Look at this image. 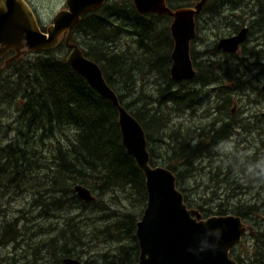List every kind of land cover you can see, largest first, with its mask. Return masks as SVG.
<instances>
[{
    "label": "trees",
    "instance_id": "16d2710c",
    "mask_svg": "<svg viewBox=\"0 0 264 264\" xmlns=\"http://www.w3.org/2000/svg\"><path fill=\"white\" fill-rule=\"evenodd\" d=\"M166 18L162 14H139L128 0H109L81 17L71 39L99 65L121 104L142 125L151 165H157L155 149H161L159 153L165 156L164 167L174 172L179 186L182 177L200 168L199 162L220 154L219 142L232 135L233 124L236 126L229 119L234 115L228 107L231 103L228 90L244 87L249 81L241 79L245 76L241 72L243 58L237 63L228 59L217 64L213 61L196 63L193 54L194 78L180 84L172 81L169 67L173 42L164 22ZM255 18L258 20V16ZM252 28L254 34L259 33L256 20ZM237 29L232 27L234 31ZM245 45L241 46L242 50L248 51ZM257 46L258 43L253 44L250 49ZM61 48H64L63 42L35 56H22L8 64H0V107L5 103L11 113L10 123L4 128L6 136L0 133V246L13 242L20 234V221L39 208L35 216H51L62 222L59 228L51 226L38 230L49 234L55 231L42 243L45 247L49 244L51 250L48 248V251L55 257V264H61L64 257L79 259L73 247L83 243V222L87 218L90 232L114 240L122 259L127 244L133 243L131 248L136 254L132 264H136L138 244L134 231L146 204L142 172L121 144L116 109L71 69L65 56L55 54ZM248 52L259 59L260 51ZM148 71L157 75L153 84H166L153 89L158 104L169 102L177 110L193 108L202 100L203 88L212 82L218 83L220 77L219 100L226 103L212 109L215 114L208 125H195L187 131L179 124L170 126L168 115L148 107V95L143 87H136L135 74L144 76ZM216 72H221L220 77ZM189 82L199 89H192ZM126 94L131 95V99L126 101ZM10 132L14 134L11 138L8 137ZM44 148L48 152L46 156ZM232 165L224 174L219 171L220 166L215 167L217 179L218 175L225 178L209 187L212 190L210 199L201 197L202 202L197 206L200 211H211L209 206L213 200L220 199V195L214 194L223 182L225 190L233 191L235 196L243 190L240 187L243 181L239 183L234 173L244 180V168L236 170ZM229 176L233 180L231 183ZM75 184L88 187L95 193L94 199L90 202L80 200L73 191ZM29 193L32 194L29 210L22 207L15 217H7L4 203L9 204L17 197L22 199V195ZM240 209L254 216L257 206L249 201L241 204ZM74 210L79 213L69 217ZM230 210L228 205L218 204L215 212ZM236 213L242 215L241 210ZM254 218L258 220L259 217L255 215ZM261 248L264 250V245ZM257 263L264 264V258Z\"/></svg>",
    "mask_w": 264,
    "mask_h": 264
},
{
    "label": "water",
    "instance_id": "95a60500",
    "mask_svg": "<svg viewBox=\"0 0 264 264\" xmlns=\"http://www.w3.org/2000/svg\"><path fill=\"white\" fill-rule=\"evenodd\" d=\"M104 1L66 0V7L56 12L51 24L42 31L25 0H0V58L10 50L14 51V59L25 52L51 50L63 37L68 49L65 62L116 109L121 144L142 171L147 195L135 229L139 247L136 264H238L229 256V250L245 233L241 218L224 215L201 219L199 210L187 207L183 193L176 186L175 174L164 166L150 164L147 138L140 122L120 103L99 65L71 41L81 17ZM132 1L139 14H167L172 18L170 77L174 81L193 78L196 71L190 58V42L196 36L195 16L206 0H198L193 7L174 10L165 0ZM247 31L243 27L233 35L220 38L217 49L235 53L245 41ZM261 90L264 92V85ZM73 191L84 202L94 199L91 190L82 184H75ZM62 264L84 263L75 257H64Z\"/></svg>",
    "mask_w": 264,
    "mask_h": 264
},
{
    "label": "rangeland",
    "instance_id": "374dc122",
    "mask_svg": "<svg viewBox=\"0 0 264 264\" xmlns=\"http://www.w3.org/2000/svg\"><path fill=\"white\" fill-rule=\"evenodd\" d=\"M258 5L259 1L255 0ZM32 7L35 10V14L39 19L40 23L47 27L51 24L52 18L56 12L64 8V0H30ZM254 1L250 2L249 6V14L250 20L255 22V18L253 17V12L257 11V6L253 5ZM206 14L200 15L198 25H197V36L190 43V51L191 55L193 54V60L196 63H201L203 61H213L215 64L222 63L225 60L233 61L237 63L241 58L244 59L243 67L241 66V72L245 73L241 79L248 80L249 83L244 87H240L237 89H229L228 90V99L231 98V103L228 105L229 109H233L234 111L231 114L237 115V120L242 119L245 123L253 124L257 121V116L263 113L264 111V99L261 92V85L264 84V63L260 60L262 55H259V64H255L253 61L258 58L257 56L251 54L248 51H259L262 50V46H257L253 49L252 45L256 43H260L258 39L262 37L263 29L257 34L248 36L247 43L245 45L246 50H242L240 48L237 52L231 54L223 53L221 50L216 49L217 42L220 38L226 37L228 35H232L234 30H232V26H225L222 22L217 21L215 19H210L207 21L204 18H208ZM166 20V21H165ZM165 25L170 24V18L164 19ZM258 26H262V23L258 20ZM257 38H256V37ZM67 49L61 48V50L55 52L57 56H65ZM36 53H27L24 56L32 57L35 56ZM263 59V57H262ZM144 76L140 74H135L136 79V87H143L144 92L148 95L147 101L150 102L148 107L156 108L162 111L165 115H168L170 118L169 125H181L183 127V131H187V129L192 130L195 125H208L211 119L214 117L212 109L217 107V105H224L226 101L219 100L221 89L219 88V81H222L221 72H216L217 76L220 77L218 83L212 82L209 85L203 88V92L208 93L209 95L205 96L200 100V103L195 105L193 108H183L177 110L171 103H167L166 105L158 104L157 101L154 100V87H163L165 83H154L157 80V75L154 71L144 72ZM189 85H192V89L198 87L193 86V82H189ZM229 85V84H228ZM166 86V84L164 85ZM227 91V90H226ZM260 91V92H259ZM136 96V95H134ZM131 95H125V100L131 99ZM225 108V107H223ZM14 109V107H13ZM9 108L5 103L1 104L0 107V127H2L0 133L3 136H6L5 126L9 121ZM230 111V110H229ZM231 116V115H230ZM227 117V116H225ZM249 117V118H248ZM250 120V121H249ZM5 122V123H4ZM238 127V128H237ZM237 127L233 124L232 135H230L224 142L220 141L218 145L219 155H215L214 159H205L204 161L199 162L200 168H194V171L190 173L186 178L182 177V181L179 184V188L182 190L184 195L187 196L185 202L189 207L198 206V203H201L202 199L207 200L211 198V189L209 187H213L216 183L221 182L222 179L225 178L224 175L215 176V167L220 166V170L223 174L226 173L229 167L232 165L234 158L237 159L235 165H232L233 168L239 170L246 163H254V169L258 168V164L264 165V157L261 159L258 156H255L253 153L256 152L258 147L264 148V140L260 141V139H264V134L262 136L259 135V130L254 128V131L250 133H244V131L237 125ZM264 130V128H263ZM195 131H193L194 133ZM0 134V138H1ZM8 134V133H7ZM252 134V135H247ZM14 134L10 132L8 137H13ZM243 137L242 140H238V137ZM250 136V137H249ZM7 137V139H8ZM260 142V144H259ZM1 143V141H0ZM222 143V144H221ZM43 155H48L47 150L44 148ZM46 150V151H45ZM161 149L156 148L157 152L154 161L157 165H163L165 156L160 154ZM264 151V150H262ZM260 161V162H259ZM181 167H179V172ZM246 170V169H245ZM259 172L260 170L257 169ZM262 173L264 174V167L261 168ZM235 178L240 181H247L248 187H250L252 178L243 177L244 180L238 179V173H234ZM226 184L225 182L221 183L217 188V191L214 195H220V199L215 200L213 202V211L217 209L218 204H227L226 196L229 198L228 205L231 210L230 212L236 213L241 210L243 213V209H240L241 204H247L250 200L255 202L257 206V210L255 211L259 218L257 222L264 223V187L252 186L248 188L249 191L245 195L243 193L234 195L233 192H229L225 190ZM243 189V188H242ZM244 191V190H243ZM256 191L260 192L259 200L261 202H257L254 200V194ZM93 193V192H92ZM32 194L22 195V199H17L7 204L6 201L4 203V208L8 209L7 217H15L17 215V210L26 207L29 210L28 201L31 199ZM95 196V193H93ZM240 202L241 204H239ZM210 204V203H209ZM239 207V208H236ZM39 212V208H35L34 211H30L26 217V220H21L19 225L20 234L17 238L10 242L8 245L0 246V264H7L9 261L10 264H55V257L53 254L48 251L50 246L48 247L42 246V243H45L50 235H54L55 231H50L51 234L46 232H38V230L45 228L49 229L51 226L55 228H59L62 225L61 220H58L51 216H35ZM79 212L74 210L69 213V217L76 216ZM213 213V212H210ZM141 217V216H140ZM139 217V218H140ZM139 220V219H138ZM246 223L251 226L252 231H248L246 236L242 239V243L237 246L234 251V254L242 260V264H258L257 262H263L264 258V250L261 248V245L256 244L253 239V235L257 232H260L263 226L261 224H256L253 220H248ZM83 231H85V236L82 239L81 246L73 247V249L78 253L79 259L84 264H132L134 259V253L136 254L135 249L131 248L133 243L127 244V252L122 259L120 256L119 249H117V243L102 234L91 233L89 230V220L88 218L83 222ZM22 225V226H21ZM260 225V226H259ZM98 226H102L99 224ZM252 232V234H251ZM127 242V241H126ZM263 247V246H262ZM137 251V255H138Z\"/></svg>",
    "mask_w": 264,
    "mask_h": 264
},
{
    "label": "flooded vegetation",
    "instance_id": "af4514ba",
    "mask_svg": "<svg viewBox=\"0 0 264 264\" xmlns=\"http://www.w3.org/2000/svg\"><path fill=\"white\" fill-rule=\"evenodd\" d=\"M25 1L29 4L32 12L34 13L35 18L38 21V24H39L40 29L42 31H44L46 27L43 26L40 23L39 19L37 18L36 14H35V10H34V8L32 7V5L30 3V0H25ZM106 1H109V0H105L103 2V4ZM128 1H130L132 3V6L134 7L133 1L132 0H128ZM197 1L198 0H165V4L169 8H171L172 10H174V9H178V8H182V7H193L196 4ZM252 1H254V4L253 5H256L257 6V11L256 12H253V17L255 18L256 16H258V20L262 23V26H263V27L260 26V30H259V32H260L261 29H263L262 37L260 39H258V41L260 42V43H258V46H262L263 49L262 50H259L260 53H258V54L259 55H262L263 59H262V57H260V60H262V62L264 63V0H257V1L261 2V3H259V5L257 3H255L256 2L255 0H206V2L203 4V7H202L200 13L195 16L196 36H197V25H198V21H199L200 15H202V14H206L207 16H209L208 18H204V20L207 21V23H209L208 20L215 19L217 21L222 22V24L225 25V26L238 27V29L236 31H234L233 34L237 33L241 28L246 27L248 29L247 34H246V39H245V41L243 43L240 44V46L238 48V50H239L240 48H242L241 47L242 45H244V44L247 43L248 36L254 35L253 28H252L253 21L250 20V14H249V9H248L249 6H250V2H252ZM65 2H66V0H64V8L66 7ZM134 9H135V7H134ZM147 14H150V13H147ZM152 14H155V13H152ZM162 15H166L168 18H170V23H171L172 18L169 15H167V14H162ZM255 20L258 22V20L256 18H255ZM169 25H168V29H169ZM169 33H170V31H169ZM228 36H230V35H228ZM71 41H72V39H71ZM61 42H63V37H61ZM172 42H173V40H172ZM64 47H65V45H64ZM172 48H173V45H172ZM47 51H49V50H47ZM171 51H172V49H171ZM39 52H45V51H39ZM67 52H68V49H67ZM67 52H66V54H67ZM189 53H190V58H191V51H190V49H189ZM223 53H226V52H223ZM170 54H171V52H170ZM226 54H228V55L231 54L232 55V53H226ZM12 55H13V51L12 50L9 51V52H7V53H5V55L0 60V64H2V63L7 64V63H10L11 61H13L14 55L13 56ZM65 57H66V55H65ZM170 60H171V58H170ZM191 61H192L193 68L196 71V68L194 66V62H193L192 58H191ZM253 62L255 64H258L259 63L258 58H256ZM169 70H170V67H169ZM263 72H264V70H263ZM169 76H170V74H169ZM189 80L190 79L181 80V81H174V80H172V81L180 84L181 82L189 81ZM263 85L264 84H262L260 87H262ZM261 92H262L261 94H262L263 99H264V92L262 90H261ZM202 93H203L202 94V97L203 98L205 96L209 95L206 92H202ZM233 111L234 110L231 109V113ZM236 118H237V115H235V114H234L233 117H229V119H231L236 124V127L238 125L244 131V133L245 132L246 133H250L251 131L253 132L254 131V128H257L259 130V135L260 136H262L264 134V130H263V128H264V111H263V113H261V116L260 115L257 116V121H256V123L253 122V124L245 123L242 119H238L237 120ZM247 135H252V134H247ZM242 139H243V137H241V136L238 137V140H242ZM262 140H264V139H260V141H262ZM259 144H260V142H259ZM262 150H264V148H262L260 146V147L257 148L256 152L253 153V154L255 156H257V153L260 152V153H258V156L262 159L264 157V151H262ZM236 162H237V159L234 158V161L232 163L235 165ZM254 165H255L254 163H250V164H247L246 163L243 166V168H244L243 169V177L246 175V177H251L252 178V182H251L250 187L257 185V187L263 188L264 187V174L262 173L261 168H263L264 165L258 164V168H255V169L253 167ZM257 169H259L260 172ZM233 172H235V171H233ZM190 173L187 176H189ZM187 176H185L184 178H186ZM232 176H233V173H232ZM182 181H184V180H182ZM232 181H233L232 178L229 176L228 182L231 183ZM176 184H177V180H176ZM240 187H243V190L244 191L243 190H240L238 192L239 194L243 193L245 195L246 192L248 194L249 191L247 189L250 188V187H248L247 181H243L240 184ZM177 188L182 192V190L178 187V185H177ZM252 188H254V187H252ZM229 192L230 191H228V194H229ZM231 192H233V191H231ZM183 197H184V201H185L187 199V196L184 195V193H183ZM219 198H221V197H219ZM226 198H227L226 200L229 202V199H228L229 197L226 196ZM259 198H260V192L259 191H256L255 194H254V200H256L257 202H261L259 200ZM215 200H217V199H215ZM215 200H213V202H215ZM212 204H210V206H209L210 209H211V211H209V212H202V211L199 210L200 208H198L197 206L188 207V204L186 203V205H187L188 208H193V209L199 210V212L201 213V219H205V218L210 217V216H224V215H234V216H239L241 218V222L245 224L246 230H245V233L240 237V240L237 243H235V245L233 247L230 248V250H229V256L231 258H233L238 264H242V260L234 254V251L237 248V246H239L242 243V239L246 236L247 232L248 231H252L251 230L252 229L251 226L249 227V225L246 223V221L253 220L256 224H261V226H263V228L261 229L260 232H258V233L256 232L253 235L254 241L256 242V244H259V245H264V234H261L262 231H264V223L257 222V220L254 218V216L255 215L258 216V214L255 213V212H254V214H255L254 216L252 214H249L247 211L243 212L242 215H239L237 213L230 212V211L229 212L227 211L225 213H219V212H215V210L214 211L212 210L213 209V205ZM210 212H213V213H210ZM251 234H252V232H251Z\"/></svg>",
    "mask_w": 264,
    "mask_h": 264
},
{
    "label": "bare ground",
    "instance_id": "6f19581e",
    "mask_svg": "<svg viewBox=\"0 0 264 264\" xmlns=\"http://www.w3.org/2000/svg\"><path fill=\"white\" fill-rule=\"evenodd\" d=\"M27 4H28V3H27ZM28 5H29V4H28ZM29 7H30V6H29ZM260 7H261V6H260ZM98 8H99V7H98ZM30 9H31V8H30ZM95 10H96V9H95ZM93 11H94V10H93ZM90 12H91V11H90ZM54 15H55V14H54ZM130 36H131V35H130ZM60 42H61V41H60ZM72 42H73V41H72ZM74 43H75V42H74ZM76 44H77V43H76ZM79 47H80V46H79ZM80 48H81V47H80ZM218 50H219V49H218ZM10 51H11V50H10ZM7 52H9V51H7ZM7 52H6V53H7ZM37 52H39V51H37ZM37 52H34V53H37ZM27 53H33V52H25V53H24L23 55H21L20 57L24 56V55L27 54ZM4 55H5V54H4ZM4 55H3V56H4ZM13 55H14V51H13ZM13 55H12V56H13ZM3 56H2V57H3ZM2 57H1V58H2ZM20 57H19V58H20ZM87 57H88V56H87ZM1 58H0V60H1ZM5 59H6V58H5ZM13 60H14V59H13ZM2 64H4V63H2ZM7 64H8V63H7ZM258 64H259V63H258ZM102 74H103V73H102ZM169 74H170V70H169ZM170 78H171V77H170ZM193 78H194V77H193ZM191 79H192V78H191ZM191 79H190V80H191ZM115 93H116V92H115ZM117 97H118V95H117ZM118 99H119V98H118ZM120 103H121V102H120ZM127 111H128V110H127ZM116 112H117V111H116ZM129 113H130V112H129ZM131 115H132V114H131ZM141 126H142V125H141ZM118 128H119V127H118ZM142 128H143V127H142ZM120 138H121V137H120ZM147 149H148V142H147ZM148 152H149V151H148ZM149 155H150V154H149ZM150 164H151V163H150ZM137 165H138V164H137ZM152 166H156V165H152ZM158 166H163V165H158ZM138 167H139V166H138ZM139 169H140V168H139ZM141 172H142V171H141ZM173 173H174V172H173ZM142 175H143V173H142ZM143 178H144V176H143ZM255 180H256V179H255ZM144 184H145V182H144ZM176 186H177V184H176ZM145 191H146V189H145ZM91 192H92V191H91ZM74 193H75V192H74ZM92 194H93V193H92ZM146 202H147V195H146ZM145 206H146V204H145ZM144 208H145V207H144ZM191 209H193V208H191ZM143 210H144V209H143ZM196 210H197V209H196ZM142 213H143V211H142ZM141 216H142V214H141ZM140 218H141V217H140ZM140 218H139V220H140ZM139 220H138V221H139ZM138 221H137V222H138ZM137 222H136V223H137ZM135 229H136V225H135ZM134 234H135V231H134ZM135 238H136V236H135ZM136 241H137V239H136ZM137 244H138V242H137ZM138 251H139V247H138ZM138 255H139V252H138ZM137 260H138V256H137ZM80 261H81V260H80ZM81 262H82V261H81ZM136 263H137V262H136ZM61 264H62V261H61Z\"/></svg>",
    "mask_w": 264,
    "mask_h": 264
}]
</instances>
